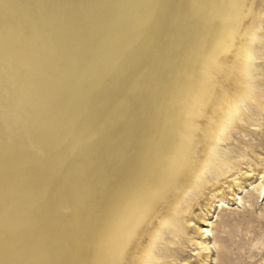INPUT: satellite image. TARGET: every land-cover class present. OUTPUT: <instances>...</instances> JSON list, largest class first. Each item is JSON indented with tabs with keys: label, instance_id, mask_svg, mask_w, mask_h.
Segmentation results:
<instances>
[{
	"label": "bare ground",
	"instance_id": "6f19581e",
	"mask_svg": "<svg viewBox=\"0 0 264 264\" xmlns=\"http://www.w3.org/2000/svg\"><path fill=\"white\" fill-rule=\"evenodd\" d=\"M247 136L264 0H0V264H206Z\"/></svg>",
	"mask_w": 264,
	"mask_h": 264
},
{
	"label": "rangeland",
	"instance_id": "374dc122",
	"mask_svg": "<svg viewBox=\"0 0 264 264\" xmlns=\"http://www.w3.org/2000/svg\"><path fill=\"white\" fill-rule=\"evenodd\" d=\"M260 144L258 153L264 157V137L247 136ZM244 147V145H242ZM257 167L264 168V162ZM261 180L254 178L242 189L228 194L229 203H215L206 216L212 230L206 239L210 258L206 264H264V193L259 192ZM222 205V206H221ZM181 264L186 261L199 264L194 248L185 245L180 253Z\"/></svg>",
	"mask_w": 264,
	"mask_h": 264
}]
</instances>
